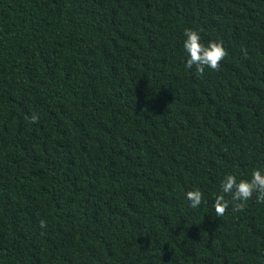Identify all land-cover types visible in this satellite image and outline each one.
I'll return each instance as SVG.
<instances>
[{"label": "trees", "instance_id": "1", "mask_svg": "<svg viewBox=\"0 0 264 264\" xmlns=\"http://www.w3.org/2000/svg\"><path fill=\"white\" fill-rule=\"evenodd\" d=\"M257 169L264 0H0V264H264L256 195L213 207Z\"/></svg>", "mask_w": 264, "mask_h": 264}, {"label": "clouds", "instance_id": "2", "mask_svg": "<svg viewBox=\"0 0 264 264\" xmlns=\"http://www.w3.org/2000/svg\"><path fill=\"white\" fill-rule=\"evenodd\" d=\"M186 37L184 41V50L188 54L186 67L191 69L195 67L196 73L202 76L205 68L212 71H219L221 62L228 55L223 46V41L210 42L207 46L201 43L199 32L192 29H186L184 32ZM246 55V52H245ZM33 122H38L39 117L33 114L31 117ZM256 195V202L264 204V172L257 169L252 172L251 180L237 181L236 176L228 175L221 184L220 194L215 196L214 209L217 217L225 215L232 205V211H243L246 207V202L253 195ZM230 196L231 200L225 197ZM186 197L193 209L200 207L203 201V193L200 190L188 191ZM41 228H46V221H40Z\"/></svg>", "mask_w": 264, "mask_h": 264}]
</instances>
